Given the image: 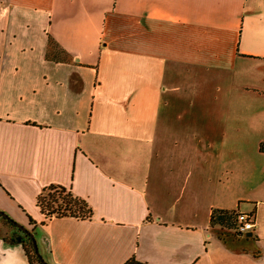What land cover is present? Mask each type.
<instances>
[{"label":"crops","instance_id":"obj_1","mask_svg":"<svg viewBox=\"0 0 264 264\" xmlns=\"http://www.w3.org/2000/svg\"><path fill=\"white\" fill-rule=\"evenodd\" d=\"M262 141L264 0H0V211L46 264H264ZM50 184L92 216L46 219ZM20 236L0 218V264Z\"/></svg>","mask_w":264,"mask_h":264},{"label":"trees","instance_id":"obj_2","mask_svg":"<svg viewBox=\"0 0 264 264\" xmlns=\"http://www.w3.org/2000/svg\"><path fill=\"white\" fill-rule=\"evenodd\" d=\"M60 54V56H59ZM67 56L66 52L60 48V46L52 39L48 41V48L46 51V57L48 59L57 60ZM60 57V58H59ZM259 150L264 151V141L259 144ZM36 206L40 212L44 214L46 219L52 217H74L78 219H88L92 216V209L88 203L73 192L58 184H50L45 187L36 197ZM238 210L236 209H219L214 208L211 211L209 217V223L212 227H220L233 231L229 232H218V235L222 238L225 236L238 237L242 236L238 234L237 228L238 222ZM1 219L9 226L15 228L22 236L18 237V241L22 244L24 251L28 257L30 264H43V262L36 255L33 249L32 239L24 231L20 230L16 226V223L10 219L7 215H0ZM30 221H32L30 219ZM32 223H35L32 221ZM16 241L15 239H11ZM128 264H143L134 260L128 261Z\"/></svg>","mask_w":264,"mask_h":264},{"label":"built area","instance_id":"obj_3","mask_svg":"<svg viewBox=\"0 0 264 264\" xmlns=\"http://www.w3.org/2000/svg\"><path fill=\"white\" fill-rule=\"evenodd\" d=\"M238 222H239V225L237 228V232H238V234L243 236L248 231H250L254 228V225H255L254 214L239 212Z\"/></svg>","mask_w":264,"mask_h":264},{"label":"water","instance_id":"obj_4","mask_svg":"<svg viewBox=\"0 0 264 264\" xmlns=\"http://www.w3.org/2000/svg\"><path fill=\"white\" fill-rule=\"evenodd\" d=\"M0 215L2 216H6L3 212L0 211ZM16 226L18 228H20V230L24 231L26 234L29 235V237L32 239V245H33V249L35 250V253L36 255L39 257V259L43 262V264H46V262L43 260L42 256L40 255L39 251H38V248H37V245H36V242H35V239L33 237V234L32 232H30L29 230H27L24 226H22L21 224H18L16 223ZM251 233L250 232H247L246 235H250Z\"/></svg>","mask_w":264,"mask_h":264},{"label":"rangeland","instance_id":"obj_5","mask_svg":"<svg viewBox=\"0 0 264 264\" xmlns=\"http://www.w3.org/2000/svg\"><path fill=\"white\" fill-rule=\"evenodd\" d=\"M2 212V211H1ZM4 213V212H3ZM1 218V217H0ZM217 230H218V232L220 233V232H229L230 234L233 232V231H228L227 229H225V228H220V227H215Z\"/></svg>","mask_w":264,"mask_h":264}]
</instances>
